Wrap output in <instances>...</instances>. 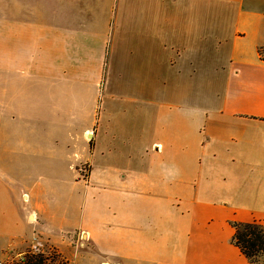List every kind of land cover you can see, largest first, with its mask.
I'll use <instances>...</instances> for the list:
<instances>
[{"label": "crops", "instance_id": "1", "mask_svg": "<svg viewBox=\"0 0 264 264\" xmlns=\"http://www.w3.org/2000/svg\"><path fill=\"white\" fill-rule=\"evenodd\" d=\"M16 3L27 20L0 18V260L43 242L69 264H254L232 224H264V0ZM88 154L77 222L49 218L53 176L74 182Z\"/></svg>", "mask_w": 264, "mask_h": 264}, {"label": "rangeland", "instance_id": "2", "mask_svg": "<svg viewBox=\"0 0 264 264\" xmlns=\"http://www.w3.org/2000/svg\"><path fill=\"white\" fill-rule=\"evenodd\" d=\"M20 2H22L23 6H26L24 8H28L29 7V1L30 0H19ZM36 3H40V4H33L32 6H42V3L46 2V0H33ZM21 4H15V0H0V13L2 15H0V18L4 15H9V16H16L17 19L20 21L23 20H27L26 14L25 12L29 11L27 9L24 10H20L16 7H20ZM28 5V6H27ZM37 7V6H36ZM26 12V13H27ZM101 115V112L98 113L97 118H99ZM124 118L123 114L118 110L117 111V119L119 121H122ZM91 145V143H90ZM82 163L80 165H78V167L76 168L77 173H76V178L74 179L75 181L72 183H67L68 180H65L63 174H56L53 177L56 179H59V183L56 184H49V218H64V217H70L73 218L74 220H78L79 218V210L77 209L78 206H80L81 200H82V195H83V188L82 185L80 184V182H82L83 180H86L87 176H88V172L89 170L94 171V157L92 156V154H88L84 160H81ZM70 176V175H69ZM82 214V213H81ZM61 225V222H49V234L51 235V239L50 241L55 244L58 247H61L63 250L65 249V247L62 246L61 243V237H67V234L65 233H61L59 227ZM77 234H78V230ZM31 236V235H30ZM78 240L82 241L81 236H78ZM32 238V237H31ZM77 241V239L75 240ZM35 243L34 241L31 242V244ZM39 252L45 254V255H49L52 253H56L58 254L61 258L62 255L59 253V251L47 244H44L43 242H41V244H38V249H31L28 250L27 252L23 253L24 256H26L28 253H36L39 254ZM58 256V257H59ZM8 259H12L14 261H17L20 259V257L16 258V257H12V258H8ZM64 259V258H63ZM6 260V259H3ZM69 264V263H68ZM71 264H78V258L77 256H75L74 258H72V263Z\"/></svg>", "mask_w": 264, "mask_h": 264}, {"label": "trees", "instance_id": "3", "mask_svg": "<svg viewBox=\"0 0 264 264\" xmlns=\"http://www.w3.org/2000/svg\"><path fill=\"white\" fill-rule=\"evenodd\" d=\"M234 235L232 243L251 263L258 264L264 257V224L233 223ZM56 253L45 255L41 252L28 253L24 261L15 264H68V261Z\"/></svg>", "mask_w": 264, "mask_h": 264}, {"label": "built area", "instance_id": "4", "mask_svg": "<svg viewBox=\"0 0 264 264\" xmlns=\"http://www.w3.org/2000/svg\"><path fill=\"white\" fill-rule=\"evenodd\" d=\"M23 200L26 202L27 201V197L24 196L23 197ZM24 258H25V256L22 255V256H20V259L17 260V261H14L12 259L0 260V264H15V263H21V262L24 261Z\"/></svg>", "mask_w": 264, "mask_h": 264}]
</instances>
